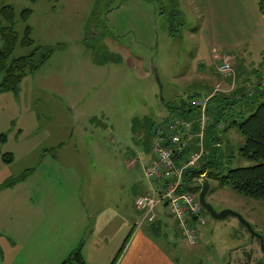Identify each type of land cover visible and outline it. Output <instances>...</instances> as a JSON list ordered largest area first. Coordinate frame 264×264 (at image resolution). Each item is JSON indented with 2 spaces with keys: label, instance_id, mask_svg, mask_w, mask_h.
I'll return each instance as SVG.
<instances>
[{
  "label": "rangeland",
  "instance_id": "rangeland-1",
  "mask_svg": "<svg viewBox=\"0 0 264 264\" xmlns=\"http://www.w3.org/2000/svg\"><path fill=\"white\" fill-rule=\"evenodd\" d=\"M5 6L13 8L12 22L1 16ZM25 10L31 13L22 20ZM0 19L2 28L12 27L18 36L10 59L35 49L52 51L37 70L26 72L17 92H0L1 133L14 155L0 169V208L21 196L49 202L51 224L66 237L62 258L73 242L88 243L91 233L92 243L99 234L117 248L135 222L139 229L143 214L135 201L150 188L144 165L153 155L155 130L169 123L168 108L187 109L193 97L248 96L264 84V13L258 0H0ZM27 27L32 45L22 47ZM221 56L237 63L243 82L228 84L235 64L232 75L217 72ZM2 79L0 72V84ZM262 102L226 107L223 125L239 113L245 120ZM198 134H190L195 145ZM222 135L215 158L204 156L199 167L210 162L217 173L254 165L240 159L244 139L236 129ZM204 137L209 145V133ZM207 182L206 201L215 211L238 213L264 238V201ZM202 215L206 224L198 228L196 246L177 242L180 250L195 252L178 257L180 263L264 264L258 241L250 244L235 218ZM156 238L166 248L165 239Z\"/></svg>",
  "mask_w": 264,
  "mask_h": 264
},
{
  "label": "crops",
  "instance_id": "crops-1",
  "mask_svg": "<svg viewBox=\"0 0 264 264\" xmlns=\"http://www.w3.org/2000/svg\"><path fill=\"white\" fill-rule=\"evenodd\" d=\"M219 58H226L232 68L234 66L233 64H235L236 68L233 81H228V84L231 86L232 82L234 83L235 80V84L236 82H243V80L238 81L237 63L231 62L228 57L221 56ZM230 79H232V77H230ZM241 89L243 90V88ZM221 98L224 99L226 96ZM211 110L215 111L214 108ZM217 110L218 109H216L215 112H217ZM3 113L4 112H2V114ZM175 117L184 119L192 125L190 134H198V127L197 130L194 129L198 124V113L186 116L181 115V117L174 115L170 116V120ZM2 119L4 120L3 116ZM11 121L12 119L10 118L8 121L9 125L13 124ZM2 123L0 124V169L4 168V163H11L14 158L12 152L6 151L9 138L8 136L6 137L5 133H1ZM222 132L218 133L221 141L220 146L223 139ZM215 133L214 131V134ZM14 135H16V133H14ZM190 136L191 135L187 137L189 144L188 149L192 151L191 149L197 145H195ZM209 145L204 143L207 151H211ZM3 155H6L5 157L8 159V162L1 160ZM179 157L175 160L177 166L182 164L185 160ZM153 161L154 157L151 154V157L146 159V164L144 165L145 170L151 166ZM24 179L25 178L18 180L22 181ZM153 186L154 185H150L148 192H146L144 196L151 194ZM157 186H159V184H157ZM14 188L13 186L11 190ZM161 188L162 186H160V189ZM159 209L157 211L158 219L154 224H143L141 228L136 229L135 222L133 233L132 230H130L128 238L122 242L121 246L116 248L113 243L109 245L107 237L99 236V234H97V236L100 237V240L96 242L94 241V237H92L94 241L92 243L90 238L93 233H91L88 243L86 241L84 243L83 240L73 242L71 244V250L62 258V248H65L66 237L62 233L61 227H56L51 224V204L49 202L31 201L28 200V197L21 196L6 202L0 208V264H61V262L75 251L79 245H82L81 253L86 264H90L91 262L95 264H182L179 262L178 257H190L189 254L195 252L179 249L177 242L183 238L179 235L175 224L164 215L162 209ZM149 225H152V229H149ZM199 230L201 232V228ZM158 236L165 239L167 244L166 248L159 244L156 238ZM25 242L26 244H24ZM93 244L96 249L93 248ZM169 246H171L170 249L168 248Z\"/></svg>",
  "mask_w": 264,
  "mask_h": 264
},
{
  "label": "trees",
  "instance_id": "trees-1",
  "mask_svg": "<svg viewBox=\"0 0 264 264\" xmlns=\"http://www.w3.org/2000/svg\"><path fill=\"white\" fill-rule=\"evenodd\" d=\"M35 1L36 0H30L31 3ZM258 7L263 14L264 0H258ZM30 13V10L23 11L21 19L26 20ZM1 16L4 20L12 22L15 17L13 8L10 6L3 7L1 9ZM0 34L3 40V49L0 51V72L3 73L0 92H17L22 77L26 72L33 73L37 70L48 60L52 51L50 49H35L29 56L10 59L18 43L17 33L12 27L2 28L0 19ZM19 45L22 47H29L32 45L30 29L28 27L25 29L23 38L19 41ZM196 98L200 97H193L191 100ZM259 98H262L263 102L258 105L257 110L248 118L241 121L242 117L239 113L240 116L233 118L228 126H223L222 112L226 107H233L242 101L248 103L253 101L257 102ZM210 102L216 103L217 107H214V110L216 111V109H218L217 112L211 110L208 105ZM189 103L187 104V109L178 110L177 108H168L169 115L174 116V114H178V116H186L192 111H196L200 120L199 110L192 108ZM206 111L209 120L206 125L205 134L209 133L210 135L209 143L211 145V151H208L205 156L214 159L215 155H213V149L217 153L221 147L218 133L225 129L234 128L244 139V143L238 151L240 159L254 163V165L234 169L227 168L226 172L220 170L214 173L211 171L212 166L210 162H205L201 167H199V164L196 169H191L184 173L181 190L185 191L186 187H194L201 177H203L206 178V181L213 180L218 182L221 186H227L230 190L243 197L264 201V84H257L255 92L248 96L238 95L226 97L224 99L220 96H211L208 100ZM170 116L166 118V122L170 121ZM221 127H223V129H221ZM194 129L197 130V125ZM214 131L216 132L215 134ZM188 152H190L189 149L181 154L179 158L185 159ZM5 156L6 155H3V157ZM81 246L82 245H79L75 251L61 262V264H86L81 253Z\"/></svg>",
  "mask_w": 264,
  "mask_h": 264
},
{
  "label": "built area",
  "instance_id": "built-area-1",
  "mask_svg": "<svg viewBox=\"0 0 264 264\" xmlns=\"http://www.w3.org/2000/svg\"><path fill=\"white\" fill-rule=\"evenodd\" d=\"M217 72L221 75H231V65L226 58H218ZM209 99L196 98L190 101V106L200 112L198 129L200 143L199 151H190L182 164L176 165L175 160L188 150L187 137L191 132V124L179 117L172 118L166 128L155 130L154 161L145 170V177L150 185H154L151 194L140 197L135 201V208L143 214L137 223L140 228L144 223L153 224L158 219V209L176 226L179 235L186 243L196 246L199 233L198 228L204 226L206 221L198 202L197 195L181 190L182 177L185 172L196 169L205 156L203 136L208 122L207 103ZM202 184V181H199ZM159 184V186H157ZM160 186L162 188L160 189Z\"/></svg>",
  "mask_w": 264,
  "mask_h": 264
},
{
  "label": "water",
  "instance_id": "water-1",
  "mask_svg": "<svg viewBox=\"0 0 264 264\" xmlns=\"http://www.w3.org/2000/svg\"><path fill=\"white\" fill-rule=\"evenodd\" d=\"M210 185L208 182H204L203 185H198L195 187H186V191L189 193L198 192V202L201 208L210 216L211 219L215 221H223L228 217L235 218L241 226L249 233L250 244L255 240L258 241L261 252L264 254V238L259 235L254 228L248 223L241 215L238 213L232 212L231 210H223L217 212L213 207L206 201L207 194L209 192Z\"/></svg>",
  "mask_w": 264,
  "mask_h": 264
}]
</instances>
